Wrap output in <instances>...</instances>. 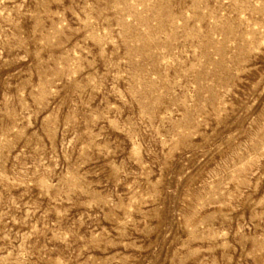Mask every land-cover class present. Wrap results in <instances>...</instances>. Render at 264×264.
Segmentation results:
<instances>
[{"label": "rangeland", "instance_id": "rangeland-1", "mask_svg": "<svg viewBox=\"0 0 264 264\" xmlns=\"http://www.w3.org/2000/svg\"><path fill=\"white\" fill-rule=\"evenodd\" d=\"M0 264H264V0H0Z\"/></svg>", "mask_w": 264, "mask_h": 264}]
</instances>
